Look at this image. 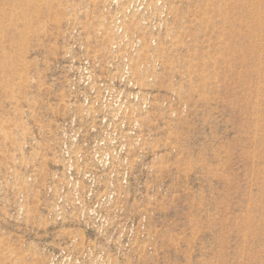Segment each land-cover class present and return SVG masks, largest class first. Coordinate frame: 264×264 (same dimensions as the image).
<instances>
[{
  "label": "rangeland",
  "instance_id": "1",
  "mask_svg": "<svg viewBox=\"0 0 264 264\" xmlns=\"http://www.w3.org/2000/svg\"><path fill=\"white\" fill-rule=\"evenodd\" d=\"M123 1L0 0V264H264V0Z\"/></svg>",
  "mask_w": 264,
  "mask_h": 264
},
{
  "label": "built area",
  "instance_id": "2",
  "mask_svg": "<svg viewBox=\"0 0 264 264\" xmlns=\"http://www.w3.org/2000/svg\"><path fill=\"white\" fill-rule=\"evenodd\" d=\"M116 1H117V0H116ZM124 1H128V0H124ZM124 1H123V2H124ZM119 3H120V2H119ZM121 3H122V2H121ZM127 6H128V4H126V7H127Z\"/></svg>",
  "mask_w": 264,
  "mask_h": 264
}]
</instances>
